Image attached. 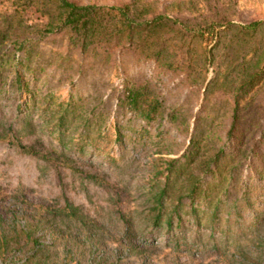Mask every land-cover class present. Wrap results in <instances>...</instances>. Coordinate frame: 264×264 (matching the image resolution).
Returning <instances> with one entry per match:
<instances>
[{
  "label": "trees",
  "instance_id": "16d2710c",
  "mask_svg": "<svg viewBox=\"0 0 264 264\" xmlns=\"http://www.w3.org/2000/svg\"><path fill=\"white\" fill-rule=\"evenodd\" d=\"M1 3L4 9L0 11V74L8 69L14 75L21 96L29 88L25 73L40 57V52H36L40 43L50 35H66L68 43L81 54L100 56L114 68L118 66L117 54L152 60L162 72L182 76L187 86L205 88L202 109L216 94L230 95L234 109L228 131L231 144L226 143L231 146L228 152L220 147L206 160L200 173L190 167L199 146V113L187 151L174 158L154 157L150 162L146 172L149 190L146 209L151 229L142 234L158 233L149 239L152 244L155 238H164L178 245H186L181 240L188 237L190 229L198 235L205 230L214 238L221 233L228 235L231 228L222 224L226 213L228 223L235 222L240 227L247 223L248 228H254L251 243L236 246L230 264H264L261 231L264 188L257 185L260 182L264 186V130L261 137L253 139L249 149L246 162L251 173L247 181L244 171L237 179L236 173L228 170L230 162L223 160L225 154L242 150L244 144L245 136L239 126V99L264 81L263 19L246 15L238 0H202L201 9L196 0H174L169 12L168 8L160 7L158 0H115L111 5L80 0H1ZM32 8L39 14L38 21L27 24L25 14ZM207 37L213 38L212 47L204 45ZM56 98L55 93H46L39 99L44 101L45 110H52L57 116L59 125L72 115L78 117L71 99ZM117 106L146 123L163 119L175 122L178 118L176 111H168L158 85L143 76L122 78ZM85 123L87 127L88 119ZM179 130L188 134L189 121H184ZM87 134V130L82 133ZM117 139H121L120 133ZM94 142L91 146L100 148L104 136L100 134ZM23 148L29 154L41 156L36 144ZM203 173L209 176L204 177ZM168 201L173 205L169 206ZM81 209L69 201L51 210L36 205L32 212L0 206V264H68L75 253L66 230L71 220L83 216ZM122 222L125 237L131 236L130 221L125 218ZM48 236H53L51 242ZM58 240L63 243L64 262L54 255ZM92 246L96 248L90 258L83 259V264L118 263L97 256L99 244ZM214 248L220 251L219 246Z\"/></svg>",
  "mask_w": 264,
  "mask_h": 264
},
{
  "label": "rangeland",
  "instance_id": "374dc122",
  "mask_svg": "<svg viewBox=\"0 0 264 264\" xmlns=\"http://www.w3.org/2000/svg\"><path fill=\"white\" fill-rule=\"evenodd\" d=\"M80 1L115 3V0ZM158 1L168 12L172 9L169 5L174 0ZM201 1L196 0L199 9L203 7ZM238 3L249 17L264 20V0H238ZM34 11L32 8L25 14L27 24L38 21L39 14ZM213 44L212 37L204 40L208 48ZM38 51L40 57L25 73L29 88L22 96L17 92L14 75L8 69L0 74V206L28 212L36 205L50 210L65 206L66 201L80 206L83 216L71 220L66 230L76 254H71L68 264H83V259L90 258L96 248L92 244H99L97 256L117 260V264H230L236 246L251 243L254 228H248L247 223L241 227L235 222L228 223L226 213L222 224L231 228L228 235L221 233L214 238L205 230L198 235L190 229L188 237L181 240L186 245H178L164 238H155L152 244L149 239L158 233L152 232V236L142 233L151 229L146 209L149 191L146 172L150 162L154 157L174 158L185 153L199 113V146L190 167L200 173L206 160L220 147L228 152L233 98L218 93L202 109L205 88L187 86L182 76L164 73L154 61L130 55L117 54L118 66L114 68L100 56L81 54L68 43L66 35H50L40 43ZM139 76L158 85L168 111L177 112L175 122L163 119L146 123L117 106L122 78ZM46 93H55L58 100L71 99L78 117L72 115L59 125L57 116L52 110H45L44 101L39 99ZM184 121L190 123L188 134L179 130ZM239 126L245 136L242 150L230 151L223 160L230 162L228 170L234 171L236 178L244 171L247 181L251 173L246 162L249 149L253 139L261 137L264 130V81L239 99ZM85 130L88 134L83 136ZM100 134L105 142L100 148L92 147ZM32 144H36L41 156L24 151L23 145ZM203 175L207 177L209 173ZM257 185L264 188L260 182ZM167 204L173 205L172 201ZM125 218L133 230L129 237L124 234ZM261 231L264 232V225ZM52 237L48 236V241ZM215 245L219 246V252ZM56 246L54 255L64 262L63 243L58 240Z\"/></svg>",
  "mask_w": 264,
  "mask_h": 264
}]
</instances>
